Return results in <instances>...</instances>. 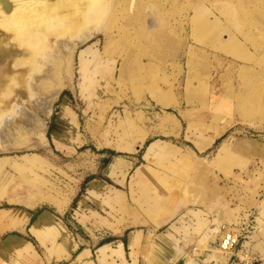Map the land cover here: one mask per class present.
Masks as SVG:
<instances>
[{"label": "rangeland", "instance_id": "374dc122", "mask_svg": "<svg viewBox=\"0 0 264 264\" xmlns=\"http://www.w3.org/2000/svg\"><path fill=\"white\" fill-rule=\"evenodd\" d=\"M112 3L106 31L77 49L71 69L59 54L36 82L42 99L63 85L50 114L17 89L42 132L17 125V146L0 149V209L71 203L95 239L90 264H264V0ZM13 46L0 56V88L27 72L10 74L26 55ZM96 50L113 62L98 84L79 61ZM225 226L245 228L229 255L217 247ZM7 229L0 264H27L32 250L5 251ZM120 235L133 237L125 252L100 248ZM28 240L53 264L71 260L61 242Z\"/></svg>", "mask_w": 264, "mask_h": 264}, {"label": "clouds", "instance_id": "9594fccd", "mask_svg": "<svg viewBox=\"0 0 264 264\" xmlns=\"http://www.w3.org/2000/svg\"><path fill=\"white\" fill-rule=\"evenodd\" d=\"M8 3L12 5L10 13L0 0V30L10 34L9 43L26 54L15 60L13 69L27 72L22 78L18 71L14 72L7 77V85L0 88V123L19 115L23 103L16 98L17 89L23 88L34 96L35 78L49 66L54 68L59 54L68 55L103 34L113 12L112 0H8ZM112 63L98 50L86 56L85 72L89 80L98 84L101 71ZM9 91L11 96L5 100L4 94Z\"/></svg>", "mask_w": 264, "mask_h": 264}, {"label": "crops", "instance_id": "0c3cea01", "mask_svg": "<svg viewBox=\"0 0 264 264\" xmlns=\"http://www.w3.org/2000/svg\"><path fill=\"white\" fill-rule=\"evenodd\" d=\"M57 201L59 200H55V202ZM55 202L52 204L49 203L50 205H48V208H43V205L38 202H33L30 204L29 202H26L27 206L25 205L20 208L12 207L0 209V215L3 211H7L9 212V216L11 215L16 217L14 218L15 220H12L11 217H9L8 219H1L4 218V216L6 215L0 216V226L5 225L6 228H8L7 230H10L12 233L7 237L6 242L12 241L14 243V246L12 247L6 245L5 242V251L14 253L16 257H19V255H23L20 254V252L22 253L23 251L28 252L32 250L30 254L31 261L27 264H53L54 257L50 256L49 254H39L36 249V246L33 245L28 239L32 238L34 241L43 245L44 242L51 241L52 243L54 242L57 245H59V243L61 242L66 252H68L71 256V260L68 263L59 264H80L81 262L78 263L77 257L82 253V256H84L85 254V256L83 257L85 260L84 264H90L88 259L89 255H92L94 245L89 244V242L93 243L95 239L91 237L92 235H87L86 233H83V231H86L87 229L84 225L80 223V221L77 219L78 217L76 218L75 216H71V203L57 204ZM70 216L72 219V224L75 226V233H71L70 229L65 223V219L70 218ZM44 219L50 222L54 221L56 227H58L60 231L58 230L59 232H57L53 228H48L49 230L47 228H44L41 224ZM141 233L142 230H138L132 233L134 234V242H132L131 244H134L136 239H140ZM131 235L130 237L128 236V238L126 237L125 240L123 239V236L120 235L117 237L118 239L111 242H106L102 244L100 248L108 244L107 246H112V249L114 248V251H116L119 255L122 252H125L126 247H128L129 239L133 238L131 237ZM107 256H109L108 251ZM62 258L63 255L60 256V259ZM106 261L107 264H110L108 262V259Z\"/></svg>", "mask_w": 264, "mask_h": 264}, {"label": "bare ground", "instance_id": "6f19581e", "mask_svg": "<svg viewBox=\"0 0 264 264\" xmlns=\"http://www.w3.org/2000/svg\"><path fill=\"white\" fill-rule=\"evenodd\" d=\"M3 3H4V6H7L8 5V0H3ZM150 25L153 26V24H150ZM152 26H150V27H152ZM6 27L7 26L5 25V28ZM10 40H11L10 34L4 32V35L1 36V39H0V56H2L3 54H6L8 52V51H6V47H8L9 45L13 46L12 44L9 43ZM13 47H15V46H13ZM76 51L77 50H73L68 55L61 54L63 59L65 60V62L67 64L68 70L71 69L72 58H73L74 54L76 53ZM10 54H12V53H10ZM83 54L84 53H82L80 55V57H79L80 64H85L82 61ZM1 59H3V58H1ZM15 60H14V62H15ZM12 65H11V70L12 71H11L10 74H12L15 71L13 69ZM48 69H50V67ZM2 74H3V72H2ZM47 74H50V73L47 72ZM36 82L39 83V84L37 83L38 85H41L43 83L46 84L47 81L45 79H43L41 76H37L35 78V82L32 85L33 92L35 93V95H34L35 98H33L34 100H32V101L34 102L35 106L40 107V106L43 105L45 107L43 109H45V111L48 112L47 114H50L51 111H52V108H53V103H54L55 99L59 96V94L61 93L63 85L62 86H58L56 89L51 91L50 94H48L47 96H45V98L42 99L41 97H39V95L41 94L43 89L39 90L38 88H40V87L37 86ZM35 85L38 88L35 87ZM26 107H28V106H26ZM14 119H16V120L15 121H13V120L12 121H7L6 124L0 129V149L4 150L5 148L10 147V146H12V147H16L17 146V142L15 141V138H17L16 136L18 135V132L19 133L21 132L19 130V128H17V125H21L22 124V128L24 127L30 133L34 132L36 130L42 132V128L38 127L35 123H33V120H32L33 118H32V116L30 114H28L27 110L21 109L20 112H19V115L17 117H15ZM37 133H39V132H37ZM41 224H42V226L44 228H47V229L55 227L52 222H50V221H48L46 219H44ZM6 245H9V246L13 247L14 243L12 241H7ZM83 257L84 256H81L80 258H78V263L81 262Z\"/></svg>", "mask_w": 264, "mask_h": 264}, {"label": "built area", "instance_id": "2783aa9c", "mask_svg": "<svg viewBox=\"0 0 264 264\" xmlns=\"http://www.w3.org/2000/svg\"><path fill=\"white\" fill-rule=\"evenodd\" d=\"M243 226L240 230L241 233H236L233 231L234 229L227 228L226 226L222 228L223 232L217 242V247L225 255L233 254V252H235L239 247H241V238L245 232V228Z\"/></svg>", "mask_w": 264, "mask_h": 264}]
</instances>
